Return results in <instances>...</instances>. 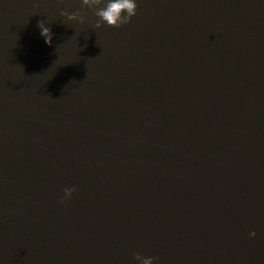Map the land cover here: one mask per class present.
<instances>
[{"label": "water", "instance_id": "water-1", "mask_svg": "<svg viewBox=\"0 0 264 264\" xmlns=\"http://www.w3.org/2000/svg\"><path fill=\"white\" fill-rule=\"evenodd\" d=\"M137 4L0 0V264H264V0Z\"/></svg>", "mask_w": 264, "mask_h": 264}, {"label": "clouds", "instance_id": "clouds-1", "mask_svg": "<svg viewBox=\"0 0 264 264\" xmlns=\"http://www.w3.org/2000/svg\"><path fill=\"white\" fill-rule=\"evenodd\" d=\"M61 3L64 0H60ZM81 9L94 10V15L97 18L93 23L95 29H101L105 25L111 28L119 29L125 25L131 24L133 18L137 15V0H79ZM60 16L66 22H74L83 25L87 22V18L81 14V11L69 13L68 11H61ZM40 34L44 38L45 43L49 46L52 44L53 33L43 21L39 23ZM77 192L75 187L64 188L63 196L59 203L61 205L67 204ZM250 238L255 239L257 233L252 231L249 233ZM137 264H157V258L151 256H143L136 253L134 256Z\"/></svg>", "mask_w": 264, "mask_h": 264}]
</instances>
